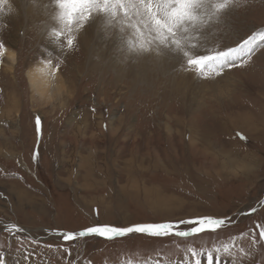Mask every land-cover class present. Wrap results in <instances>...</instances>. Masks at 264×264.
<instances>
[{"label": "rangeland", "instance_id": "obj_1", "mask_svg": "<svg viewBox=\"0 0 264 264\" xmlns=\"http://www.w3.org/2000/svg\"><path fill=\"white\" fill-rule=\"evenodd\" d=\"M9 4L13 11L0 18V41L11 44L16 58L9 69L0 54V249L6 264H145L157 252L162 264H180L186 248L218 246L264 222V48L247 65L208 79L179 71L178 63L173 74L195 82L190 108L172 72L137 70L136 55L125 54L99 21L86 27V43L83 30L68 50L48 37L52 21L43 6L47 26ZM256 31H264V0H241L203 30L202 44L223 49ZM49 60L48 69L59 64L64 89L46 101L30 90L26 74ZM37 116L42 135L34 163ZM88 161L96 167L89 181ZM253 206L259 210L251 217L237 215ZM201 215L231 216L234 223L187 240L93 239L66 245L71 255L47 247L59 243L50 230ZM10 224L23 229L22 244L5 231ZM237 244L249 249L250 234ZM201 264H208L205 257ZM220 264L231 260L223 257ZM245 264H264V252Z\"/></svg>", "mask_w": 264, "mask_h": 264}, {"label": "snow or ice", "instance_id": "obj_2", "mask_svg": "<svg viewBox=\"0 0 264 264\" xmlns=\"http://www.w3.org/2000/svg\"><path fill=\"white\" fill-rule=\"evenodd\" d=\"M32 3L35 5L36 0H32ZM240 3L241 0H49L43 7L51 10L52 26L47 35L60 44L61 48L72 50L78 34L93 21H99L108 35H116L122 50L126 47L129 54L142 56L155 53L157 57L167 56L179 63V71H193L196 78L208 79L210 75H222L226 69L247 65L256 51L264 48V31L253 32L235 46L223 49L208 48L202 44L203 30L212 23H218L224 12ZM12 11L9 0H0V18ZM5 48L0 41V54ZM44 63L46 67H51L50 60ZM58 70L59 64L55 66L53 74ZM35 133L37 148L32 153L34 163L38 161V145L42 135L39 116L35 119ZM237 135L240 139H245L239 133ZM259 207H264V200L259 201ZM259 207L253 206L237 215L251 217L258 212ZM98 218L97 213V220ZM233 223L231 216L213 215L122 226L93 223L76 231L50 230V234L59 243L49 244L47 247L71 255L72 248L66 245L74 246L80 242L86 244L93 239L112 242L135 237L155 240L175 237L187 240L205 233L216 234ZM181 225L188 227L182 229ZM5 231L9 236L17 238L18 245L23 243L18 238V234L23 231L19 226L10 224ZM249 234L250 248L246 250L238 246L237 240ZM257 252H264V222L261 221H255L252 227L231 237L227 243L211 248H186L180 264H201V257H205L208 264H220L223 257L230 258L231 264H245ZM29 257L30 254L25 249L24 259L28 260ZM162 260L161 253L157 252L155 258L150 255L145 264H162ZM0 264H6V254L2 249Z\"/></svg>", "mask_w": 264, "mask_h": 264}, {"label": "bare ground", "instance_id": "obj_3", "mask_svg": "<svg viewBox=\"0 0 264 264\" xmlns=\"http://www.w3.org/2000/svg\"><path fill=\"white\" fill-rule=\"evenodd\" d=\"M11 4L15 7V9L22 13V10L24 11V14L30 18V19H34V18H40L42 19V22L44 25H49L50 24V19H47V17H42L41 14V8L40 6H43V1L42 0H36V6L32 3V0H10ZM46 2V4L49 2V0H44ZM25 10H24V9ZM48 13L51 12L50 9L47 10ZM50 15V14H49ZM92 24H97L96 21H93ZM89 27V26H88ZM89 34L91 35V31H89L88 29H84V32H82L83 37H84V41L86 43L87 41V35ZM113 38H117L116 35H112ZM12 42V41H11ZM10 43V42H9ZM119 43V41L117 42ZM11 47V44L6 46L5 50L3 51L5 54V57L7 59V63L9 66V69L13 68V66L15 65L16 62V58H15V53L14 50ZM124 53H126V47L124 48ZM112 52H114V49H112ZM130 55V54H129ZM112 56V55H111ZM123 56H125L123 54ZM131 56V55H130ZM126 58V56L124 57ZM134 58V57H133ZM102 59V57H101ZM128 59V58H127ZM103 60L107 61L106 57H103ZM126 60V59H125ZM129 60V59H128ZM111 61H116L114 60V58L111 57ZM123 62V61H122ZM136 62H138V68L137 70H141L144 71V69H148L150 68L151 70L154 69L155 73H163L164 74H168L169 72H172V74L170 75H174L173 73L175 72L174 70L176 69V66L178 64L177 61L170 59L167 56L164 57H157L155 55V53L153 54H146V55H142V56H137L136 55ZM117 62H113L111 63L113 66L116 65ZM129 65V64H128ZM112 66V67H113ZM117 67V66H116ZM115 67V68H116ZM133 67V66H132ZM122 68V67H121ZM126 68V67H125ZM55 68H50L48 69L45 66H35L32 67L28 70L27 74H26V78L29 84V88L32 92H34L36 95H38L40 98L45 99L46 101L52 100L53 97H57V95H60V93H62L63 89H64V84L61 81V79L59 78V72L55 71L53 74V70ZM128 69V68H127ZM136 69V68H135ZM115 70V69H114ZM123 70V69H122ZM130 70V69H129ZM132 70V69H131ZM124 71V70H123ZM133 71V70H132ZM116 72V71H115ZM121 73V71H119ZM128 72V71H127ZM151 72V71H150ZM153 72V71H152ZM144 73V72H143ZM125 74V72H124ZM146 74V73H145ZM144 74V75H145ZM151 74V73H150ZM177 74V73H176ZM183 74V73H182ZM188 74V73H187ZM168 75V76H170ZM125 76V75H124ZM153 76V75H152ZM168 76H166L168 78ZM194 76V75H193ZM127 77V76H126ZM136 77V76H135ZM147 77V76H146ZM161 77V76H160ZM171 77V76H170ZM180 77V78H179ZM177 77V75H174V85L176 86H181L184 89V97L185 100L187 101L188 105L190 108L194 107L196 105V101L195 99H193L192 96V92H191V88L193 87V85L195 84V82H192V80L189 77H186L184 74ZM142 78V76H141ZM166 78V79H167ZM172 78V77H171ZM163 79V78H162ZM193 79V78H192ZM167 81V80H166ZM154 82V80H153ZM165 83V82H164ZM203 84V83H202ZM197 85V84H196ZM165 86V85H164ZM173 86V85H172ZM198 86V85H197ZM201 87V86H200ZM204 87V86H203ZM169 88V87H168ZM174 89V88H173ZM183 100V99H182ZM187 112V111H186ZM182 113V112H181ZM183 114V113H182ZM245 116V115H244ZM249 117V116H248ZM254 117V116H253ZM245 118V117H244ZM78 133V131H76ZM88 168L85 171V176L84 178L89 181L91 179V176H93V172H92V168H96L94 167V164L91 161H88ZM73 167V166H72ZM72 169V168H71ZM76 170V169H75ZM73 172V170H72ZM74 173V172H73ZM70 173V178H72V174ZM96 183V182H95ZM89 185V184H88Z\"/></svg>", "mask_w": 264, "mask_h": 264}]
</instances>
